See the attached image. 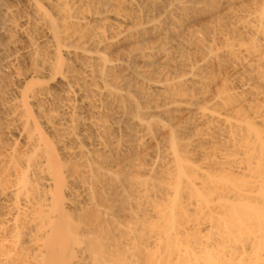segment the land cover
Segmentation results:
<instances>
[{"label":"bare ground","instance_id":"1","mask_svg":"<svg viewBox=\"0 0 264 264\" xmlns=\"http://www.w3.org/2000/svg\"><path fill=\"white\" fill-rule=\"evenodd\" d=\"M0 264H264V0H0Z\"/></svg>","mask_w":264,"mask_h":264}]
</instances>
